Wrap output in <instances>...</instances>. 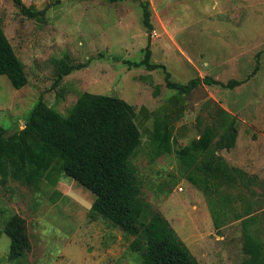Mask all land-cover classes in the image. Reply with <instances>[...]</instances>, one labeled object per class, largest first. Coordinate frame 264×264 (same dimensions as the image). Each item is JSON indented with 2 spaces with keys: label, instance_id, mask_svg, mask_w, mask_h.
Wrapping results in <instances>:
<instances>
[{
  "label": "rangeland",
  "instance_id": "374dc122",
  "mask_svg": "<svg viewBox=\"0 0 264 264\" xmlns=\"http://www.w3.org/2000/svg\"><path fill=\"white\" fill-rule=\"evenodd\" d=\"M145 1L23 0L53 12L50 22L45 15H26L13 0H0V22L29 79L17 89L0 75V124L10 133L24 128L41 98L63 114L83 91L125 99L143 133L131 158L143 203L168 219L197 264H264V0H147L152 31L144 25ZM67 7L71 11L62 17ZM149 43L150 62L166 65L172 81L211 76L242 83L201 84L181 94L167 87L163 68L128 63L144 59ZM67 57L87 66L56 83ZM220 107L237 119L238 138L234 148L217 154L246 174L231 183L211 179L206 193L188 179L199 172L190 173L178 151L201 136ZM156 120L172 124L175 137L173 151L160 156L152 147ZM64 181L72 183V196L53 192L45 180L33 186L9 178L0 189V229L19 214L31 240L17 264H139L130 249L135 237L103 217L91 221L96 195L65 173ZM258 245L259 258L252 252ZM10 246L2 231L0 264H13Z\"/></svg>",
  "mask_w": 264,
  "mask_h": 264
},
{
  "label": "trees",
  "instance_id": "16d2710c",
  "mask_svg": "<svg viewBox=\"0 0 264 264\" xmlns=\"http://www.w3.org/2000/svg\"><path fill=\"white\" fill-rule=\"evenodd\" d=\"M13 1L30 17L46 13L26 6L23 0ZM143 14L145 27L152 31L147 0L143 3ZM151 54L149 43L144 59L128 63L134 67L163 68L167 87L181 94H189L201 84H222L234 88L242 83L237 79L222 83L211 76L195 77L186 84L178 83L171 80L166 65L150 62ZM69 59L60 61L56 83L74 69L87 66L84 62L69 63ZM1 74L7 75L17 89L29 82L25 65L0 22ZM154 127L152 147L155 155L172 152L175 143L173 125L156 120ZM141 129L132 104L117 96L83 91L67 114L41 98L34 105L24 128L18 125L10 133L0 124V189L9 178L33 186L45 180L54 186L59 175L65 173L96 195L89 210L91 221L103 217L135 237L130 249L139 254V264H197L168 219L141 200V181L131 163L143 141ZM237 138V119L227 110L218 108L212 124L204 129L201 136L178 151L187 170L199 172L197 175L189 174L188 179L203 187L206 193H209L211 179L229 183L235 176L243 179L244 170L230 167L217 154L219 150L234 148ZM143 211L145 216L141 219ZM215 221L219 227L216 217ZM2 231L11 239L9 260L17 264L31 247L26 220L14 214L0 233ZM252 252L259 258L260 246Z\"/></svg>",
  "mask_w": 264,
  "mask_h": 264
},
{
  "label": "crops",
  "instance_id": "0c3cea01",
  "mask_svg": "<svg viewBox=\"0 0 264 264\" xmlns=\"http://www.w3.org/2000/svg\"><path fill=\"white\" fill-rule=\"evenodd\" d=\"M50 11V10H49ZM49 11H46V13H45V17H46V19L48 20V21H50V22H52V21H54V20H56V17L53 15L54 13L53 12H49ZM69 11H71V10H69V7H67V8H65V9H63L62 11H60V15L63 17L64 15H66V13H68ZM57 165L59 166V167H61V165H60V163H58L57 162ZM62 177H63V173H61L60 175H59V178H58V181H57V183L55 184L54 183V188H55V190L53 191V192H60V193H62L64 196L67 194V195H69V193H68V191H70L71 190V182H62ZM67 183V184H66ZM81 194H85L84 192H80ZM69 196H72V195H69ZM75 197V196H74ZM76 198V197H75ZM95 198H96V196H95ZM77 199V198H76ZM78 199H79V197H78ZM95 200V199H94ZM94 200L92 201V204H93V202H94ZM81 201V200H80ZM92 204L90 205V208H91V206H92ZM90 210V209H89ZM94 222V221H93ZM111 225H113V223L111 222ZM113 226H115V225H113ZM116 227H119V226H116ZM89 230H91V229H89ZM92 235H93V237H94V239H95V235L93 234V232L91 233Z\"/></svg>",
  "mask_w": 264,
  "mask_h": 264
}]
</instances>
